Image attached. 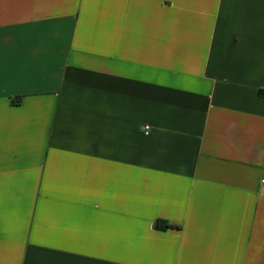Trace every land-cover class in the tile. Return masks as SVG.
<instances>
[{
	"label": "crops",
	"instance_id": "1",
	"mask_svg": "<svg viewBox=\"0 0 264 264\" xmlns=\"http://www.w3.org/2000/svg\"><path fill=\"white\" fill-rule=\"evenodd\" d=\"M262 179L264 0H0V264H264Z\"/></svg>",
	"mask_w": 264,
	"mask_h": 264
},
{
	"label": "trees",
	"instance_id": "2",
	"mask_svg": "<svg viewBox=\"0 0 264 264\" xmlns=\"http://www.w3.org/2000/svg\"><path fill=\"white\" fill-rule=\"evenodd\" d=\"M172 227H173L172 225H170L168 222H165V221L160 220L156 223V228L159 230H167Z\"/></svg>",
	"mask_w": 264,
	"mask_h": 264
},
{
	"label": "built area",
	"instance_id": "3",
	"mask_svg": "<svg viewBox=\"0 0 264 264\" xmlns=\"http://www.w3.org/2000/svg\"><path fill=\"white\" fill-rule=\"evenodd\" d=\"M143 131H144L145 134L148 133L149 127L148 126H145L143 128ZM261 186L264 188V179L261 180Z\"/></svg>",
	"mask_w": 264,
	"mask_h": 264
}]
</instances>
